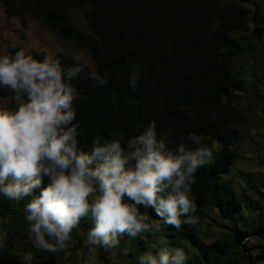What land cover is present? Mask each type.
<instances>
[{"label":"trees","instance_id":"16d2710c","mask_svg":"<svg viewBox=\"0 0 264 264\" xmlns=\"http://www.w3.org/2000/svg\"><path fill=\"white\" fill-rule=\"evenodd\" d=\"M0 5L5 17L17 18L22 28L34 19L84 50L92 71L108 81L97 88L86 68L74 82L80 90L74 102L78 139L85 150L93 140L129 138L149 121L171 146L194 132L213 150L212 163L198 170L191 189L198 223L176 231L150 209H141L160 231L125 237L116 256L126 248L124 260L134 264L153 245H172L184 248L189 264H264V215L250 214L264 203V175L243 173L242 187L234 182L238 175L225 179L237 162L249 104L258 106L251 113L254 127L264 129V0H0ZM73 11L81 13L84 30L76 28ZM6 49L9 55L18 50ZM27 53L37 60L44 57ZM55 57L65 66L74 62ZM132 73L138 74L135 89L127 83ZM7 96L0 90V98ZM24 202L0 197V228L6 230L7 245L0 250V264H23L29 251L33 264H63L59 255L32 248L24 235ZM212 223L219 230L209 234ZM89 226L82 220L72 239L80 244Z\"/></svg>","mask_w":264,"mask_h":264},{"label":"clouds","instance_id":"9594fccd","mask_svg":"<svg viewBox=\"0 0 264 264\" xmlns=\"http://www.w3.org/2000/svg\"><path fill=\"white\" fill-rule=\"evenodd\" d=\"M0 54V90L10 106L0 107V197L23 204L27 239L35 250H67L74 229L82 220L90 226L82 248L116 256L125 237L137 239L160 231L147 212L180 231L199 217L191 195L200 168L213 161L204 137L189 132L174 146L157 132L154 121L129 138L93 140L85 150L78 139L80 123L74 102L80 90L74 83L88 68L79 56L65 66L55 56L37 60L24 49ZM97 88L108 81L89 70ZM138 74L128 86L136 88ZM0 234V250L6 248ZM135 264H189L182 247L152 246ZM127 256L128 250L120 249ZM25 252L23 264H33ZM82 264H95L91 255Z\"/></svg>","mask_w":264,"mask_h":264},{"label":"rangeland","instance_id":"374dc122","mask_svg":"<svg viewBox=\"0 0 264 264\" xmlns=\"http://www.w3.org/2000/svg\"><path fill=\"white\" fill-rule=\"evenodd\" d=\"M72 17L76 28L84 30L85 23L81 13L79 11H73ZM8 45L18 49L22 48L26 53L34 52L42 54L43 56H55L61 54L72 60L74 57L79 56L82 62L87 63L88 69H94L93 62H91L84 50L75 49L70 43L60 40L56 34L48 32L34 19H27L26 28H22L17 18L7 19L5 17L0 5V54H5V49ZM5 106H10L9 99L0 98V107ZM254 106L258 107L256 104L254 105L251 103L249 104V109H246L248 120L241 128L242 139L237 147V162L235 166L232 167L231 172L225 177V179H228L238 175L240 177L239 179L237 177L233 178H235L234 182L239 187L243 186L242 177H245L243 173L253 172L264 175V164L261 162V159H264V129L258 130L253 125L254 115L251 117V113ZM258 206L259 209L250 213L251 215L255 217L264 215V203L259 202ZM248 215L249 213L244 211L243 217H247ZM211 225H214V223ZM219 225H226V223L220 222ZM13 227L15 228L14 225ZM218 228L219 227L216 224L208 233L211 234V232L219 230ZM220 228L223 230L221 226ZM0 234L5 235L6 237V230L4 227L0 228ZM26 234L27 232L25 231L24 235ZM54 254L60 256V262L63 264H82L83 258L88 257L89 255H91L95 264H128L125 262L126 260H124V255L118 254V256H112L110 254H89L87 249L82 248L74 239H71L66 251Z\"/></svg>","mask_w":264,"mask_h":264}]
</instances>
